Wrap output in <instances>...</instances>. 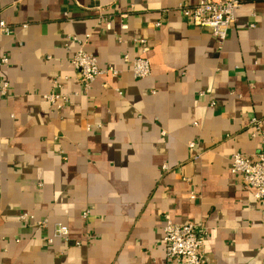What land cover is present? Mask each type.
Returning <instances> with one entry per match:
<instances>
[{
	"label": "crops",
	"instance_id": "obj_1",
	"mask_svg": "<svg viewBox=\"0 0 264 264\" xmlns=\"http://www.w3.org/2000/svg\"><path fill=\"white\" fill-rule=\"evenodd\" d=\"M196 2L0 0V264H166L165 216L203 223L204 264H264V209L229 165L261 149L264 0H240L221 47L178 11ZM80 47L119 75L57 111L44 96L56 78L80 92ZM56 224L68 240L49 244Z\"/></svg>",
	"mask_w": 264,
	"mask_h": 264
},
{
	"label": "built area",
	"instance_id": "obj_2",
	"mask_svg": "<svg viewBox=\"0 0 264 264\" xmlns=\"http://www.w3.org/2000/svg\"><path fill=\"white\" fill-rule=\"evenodd\" d=\"M240 0H197L193 7L180 5L178 11L184 20L192 27H197L203 31L210 33L217 40L221 47L229 33L230 26L235 21V12L240 8ZM123 17V16H122ZM106 30L111 29V25L105 22ZM121 30H127L126 24H121ZM0 32L7 35L9 28L4 22H0ZM77 41L75 38L71 39ZM3 64L6 60L2 61ZM123 62L129 66L130 72L135 79H144L150 75V66L147 60L141 58L129 59L128 56L123 57ZM70 65L77 74L78 82L81 90L79 93L66 94L63 93V81L66 78H56L52 85L55 92L44 96V99L55 110L61 111L68 106L71 97L78 95L86 96L90 86L100 76L110 75L117 77L119 71L108 68L101 70L98 67L96 58L85 52L81 47L78 48L70 58ZM6 85L2 91H5ZM203 96V94H200ZM211 106L214 103H210ZM197 124H194L196 126ZM262 122L258 118H252L249 122L251 136L259 137L261 141V149L255 158H248L241 153H234L229 157L230 172L233 175H239L242 180L243 187L246 190H252V196L261 208L264 209V129ZM88 131L90 128L87 129ZM188 148L195 150V144L190 143ZM195 159L200 157L195 151ZM167 169L166 166L163 167ZM190 198L194 200L196 194L192 192ZM89 212L82 214L83 220H88ZM20 220L32 219L27 214H20ZM164 226L162 229V245L165 252L166 264H204L206 260L203 254L206 242L207 231L202 222L189 221L186 223H174L165 216ZM38 228H45L46 222L39 221L36 223ZM69 230L66 226L56 224L54 226L52 236L48 239L51 244L56 239L68 240ZM88 244L89 239L86 240ZM75 247L84 245L82 242H76Z\"/></svg>",
	"mask_w": 264,
	"mask_h": 264
}]
</instances>
